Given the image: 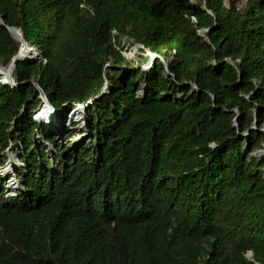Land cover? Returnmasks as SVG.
Returning <instances> with one entry per match:
<instances>
[{"label": "trees", "instance_id": "1", "mask_svg": "<svg viewBox=\"0 0 264 264\" xmlns=\"http://www.w3.org/2000/svg\"><path fill=\"white\" fill-rule=\"evenodd\" d=\"M201 6L0 0L4 24L41 56L0 83V165L10 145L22 165L11 195L0 175V264H264V154L251 155L264 133L243 135L254 113L264 126V0ZM121 36L172 76L158 59L131 66ZM18 47L0 24V65ZM30 80L57 110L97 98L82 108L86 137L57 141L33 118Z\"/></svg>", "mask_w": 264, "mask_h": 264}, {"label": "rangeland", "instance_id": "2", "mask_svg": "<svg viewBox=\"0 0 264 264\" xmlns=\"http://www.w3.org/2000/svg\"><path fill=\"white\" fill-rule=\"evenodd\" d=\"M192 1H197V0H192ZM15 39V38H14ZM18 42V46H20V42L19 40L15 39ZM120 44L122 45V49H121V53L124 56V58L129 62V64L133 67H139L140 65H143L144 63H141L142 59L147 57L146 55V51L148 50H143L141 51L140 49L142 48V46L138 45L137 43H133L132 40L130 38H127L126 36H121L120 39ZM23 47V48H22ZM22 50L20 52V55L24 54V51L28 49V47H24L21 46ZM19 51V47L17 50V53ZM131 53V55H129ZM21 55V56H22ZM148 58V57H147ZM107 65V64H106ZM125 69H128V67H123ZM5 67L3 65L0 66V71H4ZM111 69L109 68V71ZM2 77V74H0V79ZM52 106V105H51ZM38 107H36L37 109ZM34 110L37 111V110ZM53 109V110H50ZM43 110V111H42ZM41 110V113L44 114V116H42V120L43 122H47L48 120L50 121V119L53 117V120L50 121L47 126H51L54 125V129L55 134L58 135L57 137V141L59 140V137L65 135V133L67 132H71V136L70 138H68L67 140L72 143V142H76L77 140L86 137L87 133H86V116L87 114L84 113L80 114H75V111H77V104H72V102H64L60 109L57 110L55 109L53 106L49 109L45 108V105L43 106ZM84 110V107H83ZM33 112V113H34ZM47 112V113H46ZM73 114V117L75 120H71V115ZM75 115H80L78 118L75 117ZM62 117H65V122L64 124L60 123V120ZM81 117V118H80ZM34 118V117H33ZM77 118V120H76ZM41 135H39L38 142H43L45 144V146L50 147V145L47 144V142H45V140L41 139ZM264 143H262V147H263ZM16 150L14 147L12 148H8L5 151L4 154V162L2 163V165H0V173L4 172V175L6 174L5 171L9 170V178H13L12 182L15 184H19L20 182L18 181V177L14 174V168H18L21 167L20 162L17 160L16 158ZM19 162V164H18ZM18 164V165H17ZM11 165V166H10ZM4 168V169H3ZM11 168V169H10ZM5 193V192H4ZM247 255V253H246ZM250 258V257H249Z\"/></svg>", "mask_w": 264, "mask_h": 264}, {"label": "water", "instance_id": "3", "mask_svg": "<svg viewBox=\"0 0 264 264\" xmlns=\"http://www.w3.org/2000/svg\"><path fill=\"white\" fill-rule=\"evenodd\" d=\"M190 1H192V0H190ZM201 4H202L201 8H202L203 10H206V8H205V0H201ZM207 12L210 13L209 10H207ZM0 24H1L2 26L6 27V29L8 30V32L10 33L11 36H12V34H11V31H10V30H11V28H14L15 31H16L18 34H20V39H21V40H19L20 45H21V46L24 45V38H23L22 33H21V31H20L19 28L5 25L4 22H3V20H2L1 18H0ZM207 30H208V28L203 29V30H199V31H198L199 36L201 37L202 41H207V40H208L207 37H206V35H205V32H206ZM12 37H13V36H12ZM13 38H14V37H13ZM22 48H23V47H22ZM22 48L20 47L18 53H16V54L10 59V61H9V63H8V68H10V69L12 68V69H13V68L15 67V64H16V62H17L18 55L20 54ZM146 55H147V57H148L147 60H146V62H145L143 65H140V66H139V68H140L141 70H143V71L148 70L150 67L153 66L155 60L158 59V60H160V61L162 62L163 66H164V74H165L166 76H169V75L172 76V74L170 73V71H169V69H168V65L166 64V62L163 60V58H162L159 54H157V53H152V52H149V51H146ZM30 82H31V83L34 85V87L38 90L39 98H40V100H41L42 102H44L45 107H46L47 109L51 108L52 106H51V105L49 104V102L47 101V98H46L45 94L43 93L42 89L38 86V84H37L36 82H34L33 80H30ZM191 84H192V88L197 89V87H196V85H195L194 83H191ZM105 87H106V82L104 83L103 88H105ZM140 92H141V91H138V93H140ZM211 97H212V96H211ZM94 100H97V98L92 99V100H88L85 104H81L80 106H81V107H85V106L89 105V104H90L92 101H94ZM212 100H213V97H212ZM233 111H235V116L233 117L231 123H232V126H233V127L237 128L236 120H237V118H238V116H239V112H238L236 109H234ZM250 130H258V131L264 133V126L261 127V128H257V126H256L255 113H254V120H253L252 125L246 130V132L243 133V135L248 134V132H249ZM263 147H264V145H263ZM261 153H264V148H260V149H257V150H255V151L251 152V155H252V156H259V154H261ZM251 256H252V253H251L250 251H248L246 257H248V258L250 257V258H251ZM256 264H259V263H256Z\"/></svg>", "mask_w": 264, "mask_h": 264}, {"label": "built area", "instance_id": "4", "mask_svg": "<svg viewBox=\"0 0 264 264\" xmlns=\"http://www.w3.org/2000/svg\"><path fill=\"white\" fill-rule=\"evenodd\" d=\"M111 34L112 35H115L116 34V31L113 29V30H111ZM138 45H140V44H138ZM28 47V53H26V56H19L18 58H17V60L18 59H24V58H27V59H30V60H35V59H41V56H40V54L34 49V48H32V46H30V45H28L27 43H26V41H24V47ZM141 46V45H140ZM21 47V45L19 46V48ZM27 52V51H26ZM9 63V62H8ZM8 63L6 64V65H3L5 68L6 67H8ZM1 66V65H0ZM13 70H14V68L12 69V73H11V75H10V77H7V78H4V75H3V71H0V74H2V77H1V79H0V83H3V84H8V85H10V86H14L16 83H15V81H14V78H13ZM38 91V90H37ZM77 104V108H78V106H80L81 104H78V103H76ZM45 104H44V102H40V105L38 106V108L36 109L37 111H35L34 113H33V117H34V119L36 120V121H39V122H43V120L42 119H40L42 116L41 115H39L40 114V111L42 110V108H43V106H44ZM81 107V106H80ZM46 108V107H45ZM81 108H83V107H81ZM47 109V108H46ZM50 110H53V109H50ZM83 111V110H82ZM84 112V111H83ZM75 114H79L78 112H76L75 111ZM84 114V113H83ZM80 115H75V117H79ZM82 116V115H81ZM53 118V117H52ZM77 118H76V120H77ZM81 118V117H80ZM71 120H75L74 119V117H73V114L71 115ZM52 121V120H51ZM50 121H48L47 123H49ZM43 123H45V122H43ZM13 146L12 145H10L8 148H12ZM7 148V149H8ZM6 149V150H7ZM19 164V163H18ZM17 164V165H18ZM19 166H22L21 165V163H20V165ZM4 169V168H3ZM11 169V168H10ZM19 169H20V167H19ZM5 173L6 174H8L9 173V170H7V171H5ZM0 175H4V172L3 173H0ZM12 180H13V178H9L8 180H7V182H6V184H5V195H11V194H13L17 189H19L20 188V184H17V183H13L12 182ZM14 181V180H13Z\"/></svg>", "mask_w": 264, "mask_h": 264}, {"label": "bare ground", "instance_id": "5", "mask_svg": "<svg viewBox=\"0 0 264 264\" xmlns=\"http://www.w3.org/2000/svg\"><path fill=\"white\" fill-rule=\"evenodd\" d=\"M11 34H12V36L15 38V39H17V40H21L20 39V34H18L16 31H15V29L14 28H11ZM27 51V52H26ZM26 53H28V50H25L24 51V54L22 55V56H26ZM20 54L18 55V57L19 56H21ZM129 55H131V53L129 54ZM4 73H3V75H4V78H7V77H10V75H11V73H12V68L10 69V68H8V67H6L5 69H4V71H3ZM43 111V110H42ZM76 112H80V114L82 113V108L80 107V106H78V108H77V111ZM47 113V112H46ZM39 115H41V116H43L42 115V113H41V111H40V114ZM42 118V117H41ZM40 118V119H41ZM52 119V118H51ZM50 119V120H51ZM262 154H264V153H261V154H259V156L260 155H262ZM11 166V165H10Z\"/></svg>", "mask_w": 264, "mask_h": 264}]
</instances>
